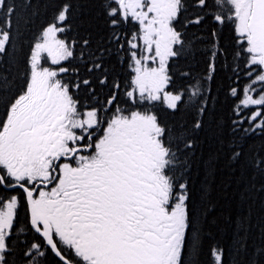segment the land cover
I'll list each match as a JSON object with an SVG mask.
<instances>
[{
	"label": "snow or ice",
	"instance_id": "snow-or-ice-1",
	"mask_svg": "<svg viewBox=\"0 0 264 264\" xmlns=\"http://www.w3.org/2000/svg\"><path fill=\"white\" fill-rule=\"evenodd\" d=\"M0 264H264V0H0Z\"/></svg>",
	"mask_w": 264,
	"mask_h": 264
}]
</instances>
